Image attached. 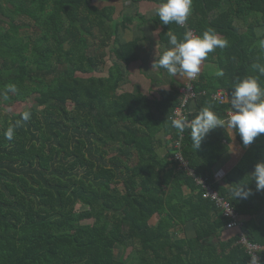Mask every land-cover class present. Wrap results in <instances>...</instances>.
<instances>
[{
	"label": "trees",
	"instance_id": "trees-1",
	"mask_svg": "<svg viewBox=\"0 0 264 264\" xmlns=\"http://www.w3.org/2000/svg\"><path fill=\"white\" fill-rule=\"evenodd\" d=\"M115 12L94 0H0V264H252L237 231L225 228L228 219L179 168L181 134L171 118L180 86L158 96L121 90L122 63L138 59L139 38L122 41L120 33L136 16L149 20L135 14L119 21ZM150 20L165 49L168 32L182 38L186 31ZM187 22L198 35L212 29L228 42L203 60L224 75L200 72L187 120L204 107L226 120L235 83L253 77L264 89V0H192ZM219 89L227 92L224 103L212 96ZM19 103L30 105L2 110ZM24 111L30 119L6 140L4 131ZM231 140L226 124L196 150L185 129L182 154L235 206L250 240L264 246V191L250 173L264 160V134L242 145V159L219 182ZM237 184L252 194L236 199Z\"/></svg>",
	"mask_w": 264,
	"mask_h": 264
},
{
	"label": "clouds",
	"instance_id": "clouds-1",
	"mask_svg": "<svg viewBox=\"0 0 264 264\" xmlns=\"http://www.w3.org/2000/svg\"><path fill=\"white\" fill-rule=\"evenodd\" d=\"M192 12V0H159L154 13L159 17L162 25L175 23L183 27ZM168 44L159 55H154L151 68L165 69L172 76L186 77L194 80L200 73L201 63L216 48H225L227 40L222 38L214 30L208 29L202 35H195L186 30L182 38H178L173 32H168ZM264 48V40L260 41ZM260 68V66H257ZM264 73V68H260ZM217 77L224 75L223 70L215 72ZM232 111L227 119L220 118L210 107L202 108L193 119L186 120L182 115L171 118V125L178 133L183 134L185 129H190V137L193 148L199 149L204 138L217 128L227 126L239 134L242 145L246 148L254 139L264 134V89L253 77H246L235 83L230 93ZM31 113L24 111L15 124L10 125L4 131L6 140H13L16 128L22 121L30 119ZM255 181L256 191H264V160L258 161L250 172ZM236 199H246L252 191L247 184H237L231 189Z\"/></svg>",
	"mask_w": 264,
	"mask_h": 264
},
{
	"label": "crops",
	"instance_id": "crops-1",
	"mask_svg": "<svg viewBox=\"0 0 264 264\" xmlns=\"http://www.w3.org/2000/svg\"><path fill=\"white\" fill-rule=\"evenodd\" d=\"M94 1L100 5H112L115 7V18L119 21H121L124 16H133L135 14H141L149 20L143 22L141 18L136 16L134 21L127 25L128 27L120 33L122 41L139 38L138 59L128 66H126L125 63H122V66H125L127 74L133 79L132 89L127 90L134 91L142 89V91L147 94L158 96V91L162 88H169L172 85H178L179 87L185 83L187 80L186 77L172 76L167 71L160 72L158 68H151L155 53L156 55H159L161 51L165 49V46L160 42L158 37L160 27L150 20V18L152 19L156 16L154 9L158 4L133 0ZM207 65L216 66L214 64ZM202 67L203 66H201L200 72H207V74H215L216 72H208ZM229 130L232 138L230 142V151L223 158L216 170V179L219 182H223L227 173L240 162L246 151V149L239 143L233 129L229 128ZM186 192H189V189L186 188ZM158 218V216L154 217L152 223H157ZM188 227L189 226H187V230L189 229ZM177 233L179 235L184 234L182 228H179Z\"/></svg>",
	"mask_w": 264,
	"mask_h": 264
},
{
	"label": "built area",
	"instance_id": "built-area-1",
	"mask_svg": "<svg viewBox=\"0 0 264 264\" xmlns=\"http://www.w3.org/2000/svg\"><path fill=\"white\" fill-rule=\"evenodd\" d=\"M186 30L192 31L195 35H198V31L196 28L190 26V24L186 21L183 26ZM199 75L194 80L187 79L185 83L180 86L179 91L181 93L182 102L181 105L177 107L175 110V118H177V114L182 115L186 120L188 119V114L190 113L188 109V105L192 99L195 97V87L194 82L198 79ZM214 100L219 103H224L227 101V92L223 89H219L213 95ZM232 110L228 111V114ZM181 137L176 141V159L179 162V168H186L188 173L194 178L199 186L203 189L206 197L211 199L215 205L220 209L223 215L228 219L225 228L230 230H236L239 235V242L245 247L246 252L249 254L251 258L252 264H264V246L252 242L246 231L244 230V220L240 216L239 212L235 208V206L230 202V200L220 194V192L214 188L213 184L208 180V178L200 177L196 174L194 169H192L188 161L184 158L182 154V142Z\"/></svg>",
	"mask_w": 264,
	"mask_h": 264
},
{
	"label": "rangeland",
	"instance_id": "rangeland-1",
	"mask_svg": "<svg viewBox=\"0 0 264 264\" xmlns=\"http://www.w3.org/2000/svg\"><path fill=\"white\" fill-rule=\"evenodd\" d=\"M109 60V57L107 58ZM113 59V57H112ZM111 64L110 60L108 61L107 65H106V69L108 68V66ZM201 66H203L202 68H204V70L208 71V72H213V71H217L219 70L218 67L216 66H212V65H207L205 64L203 61L201 63ZM123 71L125 73V79H124V82L122 84V88L121 90L122 91H125L127 89H132L133 87V79L130 77V75L127 74V71L125 69V66L123 65ZM101 74V73H100ZM103 75L107 74V71L105 70L104 72H102ZM30 105V103H19L17 105H15L14 107L12 108H9V107H3V111L6 113V114H15L17 113L18 111L22 110V109H25L27 108L28 106ZM79 208H85L83 205H79L78 206ZM191 225H189L188 228H190ZM124 252V249L123 247L121 246H117L116 248V256H121V254Z\"/></svg>",
	"mask_w": 264,
	"mask_h": 264
}]
</instances>
